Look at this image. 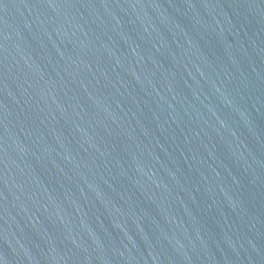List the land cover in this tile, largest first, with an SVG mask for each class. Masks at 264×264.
Listing matches in <instances>:
<instances>
[{
	"label": "water",
	"instance_id": "obj_1",
	"mask_svg": "<svg viewBox=\"0 0 264 264\" xmlns=\"http://www.w3.org/2000/svg\"><path fill=\"white\" fill-rule=\"evenodd\" d=\"M0 264H264V0H0Z\"/></svg>",
	"mask_w": 264,
	"mask_h": 264
}]
</instances>
